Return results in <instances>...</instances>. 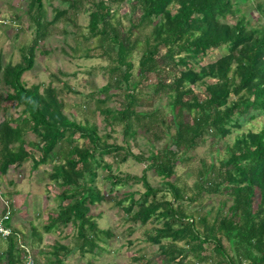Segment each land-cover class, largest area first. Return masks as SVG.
<instances>
[{"label": "trees", "instance_id": "trees-1", "mask_svg": "<svg viewBox=\"0 0 264 264\" xmlns=\"http://www.w3.org/2000/svg\"><path fill=\"white\" fill-rule=\"evenodd\" d=\"M64 1L67 6L53 7L52 19L48 20L44 2L50 4L51 0H30L26 12L34 28L31 43L19 49L20 61L0 63V83L5 88L0 102L13 101L15 109L20 107L19 113L9 112L10 106L1 107L0 172L4 174L11 166L19 167L28 159L33 169L57 160L49 176L55 185L64 189L58 194L60 202L56 212L46 218L43 228L54 231L71 223L76 228L79 248L92 251L98 246L95 241L98 230L90 208L106 198L92 183L96 169L103 167L111 172V164L103 161L104 154L123 150L121 158L126 159L131 150L104 142L96 122L86 115L82 122L69 117L64 112L66 104L51 82L45 86L40 83L26 86L22 82V74L32 68L34 51L48 37L52 23L63 20L70 24L83 4H89L88 31L96 37L97 47L102 50L100 54L108 55L112 61L110 81L96 91L104 97H95L92 91L87 100V103L95 102L93 109H88L92 116L101 115L105 126L123 123L125 134L134 137L135 124L153 126L158 119L164 122L160 108L139 110L144 106L141 99L144 89H150L145 92L151 100L168 97L171 118L167 126L175 127L170 136L173 148L168 145L163 151L152 153V161L146 167L164 178L174 174L173 161L177 154L183 155L180 161L188 158V152L205 132L224 138L243 121L254 120L264 113V25L249 24L250 18L239 7L240 3H247L245 0H133L140 13L126 30L112 24L119 5L125 0ZM253 7L264 14L262 3L257 2ZM227 16H236L235 22L224 21ZM148 26L150 31L142 39H132L134 29L142 31ZM135 48L141 49L136 77L130 60ZM162 48L165 51L160 54ZM220 49H225V53L200 65L211 50ZM84 56L90 57L88 50ZM164 58L169 59V67L178 71L170 83L163 79L165 74L173 73L169 68L163 70L160 62ZM195 65L199 70H195ZM198 83L204 85L202 98L192 89ZM63 86L72 90L66 83ZM112 87L122 89L120 106L116 109L107 106L108 91ZM186 112L190 115L185 116ZM28 131L35 135V141L26 139ZM221 153L225 156L219 159L214 179L208 186L203 180L216 168L214 161L199 171L202 180L195 183L196 188L201 189L204 184L211 192L223 191L230 195L231 204L226 207L223 201L211 221L207 214H199V209L185 211L181 202L183 190L173 181L165 180L161 189L150 185L142 175L145 189L139 197L134 198L135 193L128 190L116 195V204L130 214L132 221L146 224L161 220V226L153 227L146 237L158 245L160 262L264 264V125L257 130L249 128L224 149L216 147L215 155L218 157ZM133 156L146 159L142 152ZM107 177L110 192L125 181V177L111 173ZM166 186L172 199L166 198L165 191L161 192ZM66 200L69 202L64 203ZM6 207L0 215V223L8 229L7 234L0 233V243L6 242V248L0 250V261H5L0 264H21L23 258L26 260V251L16 247L14 236L20 234L23 239V235L12 227L14 211ZM7 210L9 215L4 218ZM32 234L36 235L35 227ZM223 239L227 240L228 247ZM40 240L38 237L37 241ZM209 244L213 252L207 255ZM61 250L67 253L69 249L56 244L51 253L59 257ZM134 259L149 263L143 258ZM55 264H62V260L58 258Z\"/></svg>", "mask_w": 264, "mask_h": 264}, {"label": "rangeland", "instance_id": "rangeland-1", "mask_svg": "<svg viewBox=\"0 0 264 264\" xmlns=\"http://www.w3.org/2000/svg\"><path fill=\"white\" fill-rule=\"evenodd\" d=\"M29 1L0 0V52L4 64L20 61L19 49L28 46L34 36V28L26 12ZM246 1L247 3L243 5L240 3L239 7H242V13L246 15L247 19L250 18L249 24L264 25V14L254 10L253 7L257 2L264 5V0ZM44 3L48 20L52 19L53 7L63 9L67 6V2L64 0H51L50 4ZM88 7V3L83 4L70 24L64 23L63 20L52 23L48 37L34 51L32 68L26 70L21 79L26 86L37 83L45 86L51 82L57 88L59 98L66 104L64 112L69 117L82 122L86 115L90 121L96 122L98 134L102 136L104 142L124 146L131 150V154L125 156L126 159L121 158L124 155L123 150L115 152L116 154H104L103 161L111 164V172L103 167L96 169L97 175L92 183L106 196L105 200L92 205L89 212L97 226L98 236L95 241L98 246L92 251H82L78 245L76 228L71 223L54 231H46L43 228L46 218L56 212L57 204L60 202L58 194L64 189L63 186L55 185L49 176L52 165L57 163V160L41 164L37 169H33L32 161L28 159L19 167L11 166L8 172L4 174L0 172V215L6 206L14 211L11 225L23 235V237L21 235L23 239H20V234H15L14 237L17 240L15 245L24 248L26 251V260L23 258L21 264H55L58 258L62 260V264H143V262L135 260L134 257L143 258L149 262L148 264H165V262H160L158 245L151 243L146 238L148 231L152 230L153 227L161 226V220H150L146 224L132 221L130 214L116 204L118 199L116 195H121L128 190L135 193L134 198L139 197L145 189L141 180L142 175L145 176L150 185L161 189L164 187L165 180L173 181L183 190L181 202L185 211L191 213L194 209H199V214H207V219L211 221L214 212L223 201H225L226 207L231 204L230 195L223 191L211 192L204 188V184L202 185L203 188H196V181L201 183L202 180L199 171L214 161L216 168L203 180V183L208 186V183L214 179V172L217 169L219 159L223 158V155L225 156L221 153L217 157L215 155L216 147L224 149L227 145H232L235 138L249 128L260 129L264 125V113L258 114L254 120L243 121L239 128H232V132L224 138H220L219 135L212 136L210 131L205 132L202 139H199L195 147L188 152V158L180 161L183 155L177 154L173 161L174 174L172 176L164 178L154 173L146 168L152 161L151 154L159 153L163 151L164 147L170 145V136L175 131L173 125L167 126L171 118L167 105L168 97L160 96V98L151 100V97L146 93L150 89H144L141 98L144 106L140 107L139 110L149 111L153 108H160L163 112L164 122L161 123L158 119L153 126L135 124L134 137L132 134H125L123 123L117 122L108 127L105 126L101 115L98 113L91 115L89 109H93L95 102L89 101L90 104L87 103L88 93L93 91L95 97H104L103 94H97L96 91L110 81L109 68L112 66V61L108 55L100 54L102 50L97 47L96 37L91 36L88 31ZM138 7V4L133 5V0H125L119 5L112 24L126 30L131 22L137 20L140 13ZM223 20L232 24L235 22L236 16H227ZM19 25L22 26L21 29H19ZM149 31V26L142 31L137 28L133 30L131 37L132 39L136 37L142 39ZM87 50L90 57L84 56V52ZM164 51L165 49L162 48L160 54ZM224 53L225 49L211 50L209 55L203 58L200 65L207 64ZM140 54L141 49L135 48L130 57L133 62L132 71L135 77ZM168 61V58H164L160 62L164 71L169 68L173 72L163 76L166 83H170L173 74L178 73L177 70L169 67ZM181 69L183 68L181 67ZM195 70H199V67L196 66ZM212 81L214 80L209 79V82ZM64 83L68 84L72 90L64 88ZM4 89L0 83L2 97L5 95ZM192 89L202 98L204 90L202 83L193 85ZM119 91L121 93L122 89L119 90L116 87H112L108 91V108H119L122 99L119 96ZM13 103V101L3 102L1 100L0 120L2 118V106H10L9 112L19 113L20 107L15 109ZM186 114L188 113L186 112L185 116ZM145 122L147 121H143V123ZM35 138L31 131L26 133L27 140L35 141ZM82 141L79 139L80 143ZM170 146L173 148L172 144ZM57 148L58 145L55 150ZM34 152L38 154L37 151ZM140 152L144 154L146 159L138 160L133 156L139 155ZM109 173L125 177L124 183L111 192L109 190L110 179L107 177ZM164 191L166 198L172 199L167 186L161 192ZM161 192L158 193V196L162 194ZM67 202L69 201H64V203ZM128 203L129 201L125 202V205ZM254 203H257L256 198ZM6 215H9V210H7ZM33 227H35L36 235L32 234ZM100 231H111L112 234L106 235ZM0 233L2 236L7 231ZM38 237H41L40 241H37ZM223 242L228 247L227 240L223 239ZM56 244L67 247L68 252L65 253L61 250L59 257H57L51 253L53 245ZM211 247L212 244H209L206 250L207 255L213 252ZM5 248L6 242L1 241L0 250ZM231 254L233 255V252ZM4 261L2 259L0 263ZM245 261L247 260L245 259Z\"/></svg>", "mask_w": 264, "mask_h": 264}, {"label": "built area", "instance_id": "built-area-1", "mask_svg": "<svg viewBox=\"0 0 264 264\" xmlns=\"http://www.w3.org/2000/svg\"><path fill=\"white\" fill-rule=\"evenodd\" d=\"M6 217H7V215L4 216V218H6ZM1 231H2L3 233H4V231H7V233H8V229L4 228V227L2 226V224H0V232H1ZM7 233H6V234H7ZM4 235H5V234H4Z\"/></svg>", "mask_w": 264, "mask_h": 264}, {"label": "crops", "instance_id": "crops-1", "mask_svg": "<svg viewBox=\"0 0 264 264\" xmlns=\"http://www.w3.org/2000/svg\"><path fill=\"white\" fill-rule=\"evenodd\" d=\"M0 63L4 64L3 61H2V56H1V52H0ZM16 63V62H15ZM14 64V63H12Z\"/></svg>", "mask_w": 264, "mask_h": 264}]
</instances>
